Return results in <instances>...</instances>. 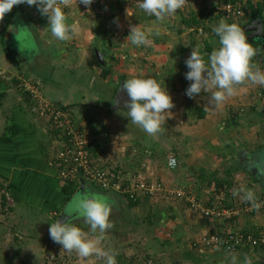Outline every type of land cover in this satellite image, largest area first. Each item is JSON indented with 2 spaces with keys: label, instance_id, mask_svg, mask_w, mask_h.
<instances>
[{
  "label": "crops",
  "instance_id": "crops-1",
  "mask_svg": "<svg viewBox=\"0 0 264 264\" xmlns=\"http://www.w3.org/2000/svg\"><path fill=\"white\" fill-rule=\"evenodd\" d=\"M101 2L100 6L92 4L89 10L72 1L71 7L64 9L68 23H77L80 27L79 35L68 41H58L52 36L47 18L35 7L14 6L0 21V264H30L35 255L41 257L42 252L55 249L58 244L49 237L50 223L72 214L81 188L66 184L58 176L53 166L58 150L55 129L47 119L32 113L28 95L22 90V78L37 84L50 102L68 107L77 122L94 133L93 137L104 146L108 164L118 167L125 175L143 169L146 177H156L169 188L191 190L204 201H210L224 185L231 187L232 192L245 186L255 192L257 198L264 195V86L247 85L250 82L238 85L237 94L226 99L219 108L207 102L210 94L202 92V155L191 157L175 169L168 166L169 158L166 161L161 158L162 165L156 164L159 155L150 145L160 141L157 137L168 144L173 134L167 133L165 137L162 131L156 137L149 136L126 117L123 101L119 106L113 103L121 95L120 83L135 74L143 72L145 77L154 75L158 80L170 75L168 90L175 106L165 114L177 116L179 123L198 116L188 98L181 94L183 89L176 86L177 79L183 82L184 73L179 71L185 64L178 62L183 55L174 50L176 35L173 31L181 36L185 28L180 27L179 20L175 23L169 19L155 28L158 24L155 17L145 19L137 0H100L98 3ZM209 2L214 6L218 2L234 1ZM252 3L262 10L260 16L264 23V0L248 2L249 10L253 8ZM116 19L119 26L114 23ZM255 19L250 12L245 18L246 24H240L250 38L248 29ZM130 24L153 28L151 47L131 45L127 39ZM28 33L31 39L27 43L30 46L37 43L34 48L38 50L30 56L21 54L18 41L25 40ZM216 41L213 50L219 47V38ZM202 52L207 59L210 53L205 49ZM261 61L264 70V59ZM161 81L162 86L168 85L164 84L167 81ZM57 90L60 94L54 96ZM179 94L182 99L176 101ZM69 187L74 193L67 199ZM84 187L114 202L109 219L112 228L118 226L119 229L107 230L108 238L114 235L111 230H116L122 241L127 232L142 237L137 222L141 216H136L142 207L151 211L152 217L150 214L147 219L151 224L163 227L165 219L155 218L164 215L166 211L161 209L168 206L167 226L161 229L165 240L153 234L156 242L148 244L150 250L145 248L161 262L175 251L178 264H230L232 255L238 256V264H244L245 256L251 258L253 264H264L261 249L232 253L202 247L203 238L216 230L264 232V211L212 221L191 210L182 199L162 194L140 195L132 207L131 201L120 194L105 192L89 182ZM6 193L9 197L5 198ZM168 200H180L186 207ZM241 203L239 197L231 194L225 205ZM132 217L136 218L137 226H124L127 219L133 222ZM77 226L90 232V226L83 219L77 221ZM124 227L130 229L122 230ZM116 259L128 264L120 256Z\"/></svg>",
  "mask_w": 264,
  "mask_h": 264
},
{
  "label": "clouds",
  "instance_id": "clouds-1",
  "mask_svg": "<svg viewBox=\"0 0 264 264\" xmlns=\"http://www.w3.org/2000/svg\"><path fill=\"white\" fill-rule=\"evenodd\" d=\"M95 0H77L78 4L86 8ZM186 0H137V6L148 16L155 17L159 28L177 10L184 7ZM72 0H0V21L11 12L14 6L27 5L35 7L42 17H46L52 36L58 41H68L79 35L80 27L77 23L69 24L64 9L71 7ZM114 23L119 26L118 19ZM127 39L136 47H151L153 28H142L130 24ZM258 31L264 33V23ZM212 32L219 38V47L210 54L202 52L200 46L193 47L190 56L185 60L188 71L185 79L190 81L185 94L195 99L202 92L210 94L207 101L215 108H219L226 99L237 94L238 85L250 82L252 85L264 86V70L252 62L257 50L249 42L244 28L238 22H228L221 19ZM31 39L28 33L25 40L19 41L21 54L31 55L38 51L27 41ZM119 93L114 106L123 101V109L131 123L138 125L149 136L156 137L162 132L165 122V113L174 108L173 98L162 82L143 72L133 75L120 83ZM176 160H169V167H176ZM233 197H239L242 202L249 204L253 210L259 211L261 203L257 201L255 192L240 186L232 192ZM109 197L104 194L82 189L81 195L76 197L72 207V214L63 219H56L50 223L49 237L53 243L62 246V249L75 252L80 259L97 257L104 264H117L118 252L104 245L105 233L113 227L110 214L113 206ZM83 219L90 226V232L83 231L77 226V221ZM230 264H238V256L230 257ZM244 264H253L251 258L245 256Z\"/></svg>",
  "mask_w": 264,
  "mask_h": 264
},
{
  "label": "built area",
  "instance_id": "built-area-1",
  "mask_svg": "<svg viewBox=\"0 0 264 264\" xmlns=\"http://www.w3.org/2000/svg\"><path fill=\"white\" fill-rule=\"evenodd\" d=\"M255 0H235L222 2L216 6L227 19H244L248 15V2ZM258 1V0H256ZM99 2L96 0L95 3ZM22 87L32 95L31 111L39 117L45 118L54 127L58 139V150L54 157L53 166L58 176L68 185L80 187L86 182L93 183L105 192L117 193L128 200L136 201L140 195L154 197L162 194L172 199H182L187 206L209 220L233 219L244 214L264 211V195L257 198L261 203L259 211L246 203L226 206L225 201L232 194V188L224 185L215 195V200L206 202L191 190L185 188H169L164 181L156 177H146L143 169L123 174L118 167H111L105 158V148L100 143L96 145V138L91 136L90 130L83 127L64 108L50 102L38 85L26 78L21 79ZM176 160L174 155L169 157ZM168 160V166H169ZM145 168V166H143ZM6 197L9 194L6 193ZM207 247L223 249L227 252H240L247 249L264 250V232L244 230H216L202 240ZM149 264H155L153 260Z\"/></svg>",
  "mask_w": 264,
  "mask_h": 264
},
{
  "label": "rangeland",
  "instance_id": "rangeland-1",
  "mask_svg": "<svg viewBox=\"0 0 264 264\" xmlns=\"http://www.w3.org/2000/svg\"><path fill=\"white\" fill-rule=\"evenodd\" d=\"M72 1H74V3L77 6H82L81 4L77 3V0H72ZM209 1H212V0H186L184 7L180 10H177V13L173 17L169 18V20L171 22L175 21V23L179 20L178 21L179 25L180 24L182 25L183 20H189L188 23H190V22L192 23V25L188 26L189 28H185V32L182 33L181 36H179L176 31H173V34L176 35V37L174 39V41H175L174 42L175 43L174 50L176 53H182L183 58H182V60L178 61L180 63L182 62V64H185V60L190 56L193 46H196V47L200 46L201 50L206 49L204 46V41L206 40L205 38L208 39V37H207L208 35L201 33V31H202V29L200 28L201 25L198 26L197 24L193 23V21H195V17L196 18H199V16L202 17V10L206 9L207 11L212 12L211 17L206 20L207 24H210V21L215 19V21H214L215 23L212 24V26L213 25L215 26L216 24H218V20L220 21L221 19H225V17H223V16L219 17V15H222L219 12V10L214 11L216 6L219 5V2L216 3L214 6H212L214 3L211 4ZM233 1H235V0H233ZM95 2H96V0H95ZM95 2L93 3L94 5H98V4H99L98 6L102 5V2L101 3H98V2L95 3ZM99 2H100V0H99ZM252 7H253V9L258 8L257 4H254V3H252ZM250 12H253L252 9H250V10L248 9V15ZM143 14H144V18L146 19V17H148V15L145 12H143ZM209 15H210V13H209ZM149 17L151 18V16H149ZM227 21L228 22L239 21L238 22L239 24H241V23L243 25L246 24L245 18L244 19H241V18L233 19V18H231ZM105 27H106V29L105 30L103 29V31L106 32L107 26H105ZM15 32H17V31H15ZM193 44H195V45H193ZM32 47H37V43H35V44L32 43ZM164 50L166 53L167 49L165 47H164ZM263 59H264V54H258L256 56V61L254 63L261 68V63H262L261 60H263ZM172 66H175V64ZM43 69L44 68H42L41 71H43ZM180 69L181 70L179 72L184 73L183 74L184 79H183V82H181L180 79H179V81L177 79L176 80V83H177L176 86H180L181 89H183L181 94H184L185 97L188 98L189 103H191L193 105L192 110L194 112L196 111L198 116L194 117L189 122L187 120H182L181 123H179V121L177 120V116H176V118H173L170 116L168 117L165 114L166 119H165L164 124L162 125V127H163L162 131H164V133L161 132V133H159V135L163 133L162 135L167 137L166 136L167 133H170V134H173L171 137L172 139L167 144V143H165L166 140H164L162 142L161 138L157 137V140H160V141H157L154 144L150 145L151 149H153L159 155L158 156L159 158L157 157V159H156L157 160L156 164H160V165H162V162H160L161 158L166 161V160H168V158L172 154L175 155L179 159L178 166H179V164L184 165L186 160L187 161L189 159L191 160V157L197 158L196 155H199V153L202 155V121H201L202 120V105H201L202 93L199 94V96H197L195 99H190L185 94V91H186L187 87H189L191 82L185 79V73L188 71L186 65L181 66ZM167 72H168V70H167ZM169 78H171L170 75L164 76V77L162 76L161 79L159 78V81H161V80L167 81ZM168 81L164 83L166 85L168 84L167 86L163 85V87H165V88L167 87V89H169V85L171 84V83H168ZM247 85L254 86L251 83L247 84ZM255 86H256V88L262 87V86H258V85H255ZM78 89L81 90L82 87H79ZM58 94H60L59 90H57V92L54 93V96H56ZM181 94H179V96H177L178 98H176V101L179 99L180 100L182 99ZM73 96L75 97L74 94H73ZM78 98H79V96H78ZM179 117H182V115H180ZM167 125H170V126H167ZM89 132L91 134V131H89ZM93 134L94 133H92L91 136H93ZM193 150H196V151H194L196 154L193 152ZM198 157L201 158L202 156H198ZM188 164H190V163H188ZM157 196H161V195L157 194L156 197ZM229 197H230V195L228 196V198ZM214 200H215V196L212 197L210 202H212ZM169 202H171L172 204L176 203V204H178L179 207H186L185 204L180 200H173V201H169ZM206 202H209V200H207ZM165 208L161 209V210L166 211L165 214L159 215V216H157V218H155L156 220H161L162 218L165 219V225L163 226L164 228L167 226L168 221H166V219L168 217H166V215L169 212V210L167 209L169 207L167 206ZM161 210H159V211H161ZM150 214H151V211L149 213L143 207L140 209L139 212L137 211V213H136V216H138V217L141 216L139 218V221H137L139 223L140 229L139 228H137V229L141 230L142 237L135 236V234H133L132 232L125 231L124 234H126V232H127V234L125 235V239H123V241H122V238L120 236H117L116 230L113 231L116 228L119 229V227L114 226V228H112L113 230H111V232H113L114 235L110 236L109 238L106 236V239L103 242L105 247L111 248V249L115 250L116 252H118L119 253L118 256H120L122 258L123 262H126L128 264H149V262L147 263V260L150 258L155 261V264H171V263L173 264V262L175 264H178V263H176L177 262L176 260H178L177 259L178 253L175 251H171L170 252L171 255H168V256H165L164 258H162V262L159 261L156 254L154 257L153 255L152 256L150 255L151 254L150 252H148V250H150L148 244H151L152 242L153 243L156 242V240L153 239V234H158L156 236L157 238H159L158 236H160V237H162V240H165V237L162 236V234L163 235L165 234L164 232L162 233V231H161V229H164L163 227H161L162 225L155 226L153 223L152 224L150 223V220H147L150 217ZM151 217H152V214H151ZM132 219H133V222H132V220H131V222H129L128 219L125 220V223L123 222L124 226H126V225L127 226L130 225L131 227L137 226V224H134L136 222V218L132 217ZM151 221L153 222V220H151ZM154 228L156 230L152 233L151 230ZM174 228H176V227H174ZM127 229H130V228L124 227L122 230H127ZM128 231H130V230H128ZM202 247L205 249L207 248V250L216 251V248L207 247L205 244H203V242H202ZM145 248H147L148 250H146ZM42 253L43 254L41 257H40V255L39 256L35 255L34 257H36V258L32 257L30 264H104L102 259L94 257V256L89 257L87 259H80L74 251L69 253V252L63 250L62 246H60V245H57L55 247V249H52L50 252L46 251V252H42ZM117 264H123V263L122 262L120 263L117 260Z\"/></svg>",
  "mask_w": 264,
  "mask_h": 264
},
{
  "label": "trees",
  "instance_id": "trees-1",
  "mask_svg": "<svg viewBox=\"0 0 264 264\" xmlns=\"http://www.w3.org/2000/svg\"><path fill=\"white\" fill-rule=\"evenodd\" d=\"M215 11V10H214ZM252 17L255 19L256 17H257V15H258V13L261 15V11L262 10H259V9H253L252 8ZM209 13H210V15H209ZM211 15H212V12L211 11H207L206 9H203L202 10V17H200L199 16V18H196L195 17V21H193V23H195V24H197L198 26H200L201 25V29H202V31H201V33L203 34H205V35H208L207 37H208V39L207 38H205L206 40L204 41V46H205V50L207 51V52H209V53H211L212 52V50H213V46H214V44H216L217 43V41H216V38H218L216 35H215V33H213L212 32V28L214 27V25L212 26V24L213 23H215L214 21H215V19L214 20H211L210 21V24H207L206 23V20L207 19H209L210 17H211ZM221 16H223V17H225L223 14L222 15H219V17H221ZM225 20H229V19H227L226 17H225ZM219 21V20H218ZM189 22V20H183V23H182V25L180 24V27H182V28H189L188 26L189 25H192V23L190 22V23H188ZM216 25H218V24H216ZM215 25V26H216ZM180 32H181V29H180ZM106 33V32H105ZM247 34V33H246ZM247 36H248V34H247ZM214 38V39H213ZM213 39V40H212ZM212 40V41H211ZM215 40V41H214ZM248 40H249V42L250 43H252V45H253V47L257 50V54H256V56L258 55V54H263L264 53V42H261L260 40H257V39H251L249 36H248ZM193 45H195V44H193ZM184 47V46H183ZM193 47H196V46H193ZM256 56H254L253 58H252V62L254 63L255 61H256ZM37 85V84H36ZM22 90H24L23 88H22ZM24 93L26 94V95H28V100L31 102L32 101V95H31V93L29 92V91H27V90H24ZM63 108V107H62ZM64 110H66V111H69V108L67 107V108H64ZM55 135H56V133H55ZM96 142H97V146L98 145H100V141H99V139L98 138H96V140H95ZM220 190V189H219ZM219 192V191H218ZM74 193V190L73 189H71L70 187L67 189V199L68 198H70L71 197V195ZM6 195V194H5ZM5 198H6V196H5ZM226 202V201H225ZM130 204V206H135L136 204H137V201H132L131 200V202L129 203ZM224 205H225V203H224ZM229 207V206H228ZM78 227H80V226H78ZM81 228V227H80ZM119 260H120V258H119ZM150 260H153V259H148L147 260V263L150 261ZM154 261V260H153ZM121 262V261H120ZM155 262V261H154Z\"/></svg>",
  "mask_w": 264,
  "mask_h": 264
},
{
  "label": "water",
  "instance_id": "water-1",
  "mask_svg": "<svg viewBox=\"0 0 264 264\" xmlns=\"http://www.w3.org/2000/svg\"><path fill=\"white\" fill-rule=\"evenodd\" d=\"M262 18L260 14H258L257 18L252 22V26L248 29L250 32L251 38L260 40L261 42H264V33H261L258 31L259 26L262 24ZM84 188V185L81 186L79 190V194L81 195L82 189Z\"/></svg>",
  "mask_w": 264,
  "mask_h": 264
}]
</instances>
